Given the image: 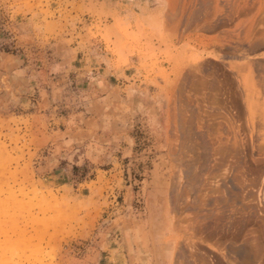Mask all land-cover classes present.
Wrapping results in <instances>:
<instances>
[{"label":"rangeland","instance_id":"obj_1","mask_svg":"<svg viewBox=\"0 0 264 264\" xmlns=\"http://www.w3.org/2000/svg\"><path fill=\"white\" fill-rule=\"evenodd\" d=\"M247 1L0 0V264H264L262 228L197 232L178 201L232 167L238 101L235 211L264 221V0Z\"/></svg>","mask_w":264,"mask_h":264},{"label":"bare ground","instance_id":"obj_2","mask_svg":"<svg viewBox=\"0 0 264 264\" xmlns=\"http://www.w3.org/2000/svg\"><path fill=\"white\" fill-rule=\"evenodd\" d=\"M240 1V0H239ZM243 1V0H242ZM245 1V0H244ZM247 1V0H246ZM252 1V0H251ZM255 1L257 0H254V4H255ZM216 1H214L215 3ZM249 0L246 2L248 3ZM244 3V2H243ZM253 4V2H250ZM257 3V2H256ZM219 4V3H218ZM253 4V5H254ZM259 4V3H258ZM245 3L244 7H242L241 5L238 6L239 7H242L243 8V11L245 9ZM249 5V4H248ZM246 5V6H248ZM257 4H255L256 6ZM250 6V5H249ZM248 6V8H249ZM237 7V6H236ZM251 7V6H250ZM221 8V7H219ZM217 9V8H216ZM239 10H241V8H239ZM237 9V11H239ZM246 10V9H245ZM249 10V9H248ZM245 12V11H244ZM238 13V12H237ZM222 15V14H220ZM217 16H215V19H216ZM220 17V16H218ZM225 17V16H224ZM223 17V18H224ZM227 18V17H226ZM232 18V17H231ZM228 19V18H227ZM233 19V18H232ZM219 20V19H218ZM216 21V20H215ZM223 21V22H222ZM222 21H220L221 23L224 24V20L222 19ZM214 22V21H213ZM218 22V21H217ZM228 22V21H227ZM229 23V22H228ZM227 23V24H228ZM219 24V23H218ZM217 24V25H218ZM216 25V26H217ZM222 25V24H221ZM211 26V25H210ZM215 26V24H214ZM222 27V26H221ZM208 28V27H207ZM212 29V28H211ZM261 43V42H260ZM264 44V42L262 43ZM260 45V44H259ZM253 46V45H252ZM257 46V45H256ZM243 47V46H242ZM241 49V48H240ZM253 49V48H252ZM255 49V48H254ZM240 51V50H239ZM242 51V49H241ZM240 51V52H241ZM247 51V50H246ZM235 52V51H234ZM245 52V51H244ZM230 53V52H229ZM247 53V52H246ZM242 55V54H241ZM243 57V56H242ZM248 57L249 59V56H246ZM245 59V58H244ZM247 60V59H246ZM258 60H260L258 62ZM258 60H254V59H249L248 61V64H250V66H255V67H260L259 69L261 70L263 76L264 77V58L262 59H258ZM207 64V63H205ZM209 65V64H208ZM217 68V66H216ZM259 71V73H261ZM261 74V75H262ZM263 79V80H262ZM261 80L264 82V78H262ZM242 81V80H241ZM244 81V80H243ZM222 82V81H221ZM242 84H244V86L248 85L246 83H243L241 82ZM223 84V83H222ZM232 84V83H231ZM230 84V86H231ZM246 84V85H245ZM225 85V84H224ZM234 85V84H233ZM226 88L227 86L229 85H225ZM224 87V86H222ZM241 87V86H240ZM251 87V86H250ZM249 87V88H250ZM229 88V87H228ZM246 89V88H245ZM223 90V88H222ZM243 90V89H242ZM250 90V89H249ZM230 91V90H229ZM228 91V92H229ZM247 91V90H246ZM226 92V90H225ZM227 92V93H228ZM226 93V94H227ZM230 93V92H229ZM231 94V93H230ZM229 94V95H230ZM248 94V93H247ZM221 95V94H220ZM223 95V93H222ZM245 95V94H244ZM221 98V97H220ZM222 99V98H221ZM223 100V99H222ZM224 101V100H223ZM222 101V102H223ZM226 101V100H225ZM229 101V100H228ZM264 101V100H263ZM225 104V103H224ZM247 104V103H246ZM230 105V106H229ZM242 104H239L238 101H231L229 104H228V110L227 108H225L224 106V110H226V113L228 114L229 116V123H230V132L229 133H233L232 135H234L233 137V145H230V146H225L227 148H223L221 150V152L224 154V157L225 159H229L231 160L232 162H227L230 164V166L232 167H226L223 171V166H224V162L225 160H222L221 162V165L216 169V172L215 171H212L211 173H214L212 174V176L214 175L215 177L211 179L212 180H209L211 181V183H206V187H204L203 190H205V196L204 197H208V199L206 200V198H201V199H198L196 201H191L189 204L186 202V200L184 199H180L178 197V201H181V206L183 208H187L189 210H192L193 211V216H192V220L194 221L195 223V227L197 228V232H200V231H207L209 230V228L213 225V227L215 228V232L218 231L220 232L222 235H228L229 237L231 238H239L241 236V232L246 228V226H248V224H253L254 226L256 225L258 227V229L260 230L261 228L264 230L263 228V225L264 224V221L261 220V218H259L258 216H256L254 213H251V211L249 209H247L244 205L245 204H242L243 206H241V208L237 211H235L236 207L234 206V203L236 201V199H238L237 197L239 196V192H242L244 191V194L245 195V182H244V179L245 178V175H246V166L244 165V161H246V159H248V157H250V153L248 152V138H246L247 136L245 135L246 134V130H245V125H244V118L242 117L243 115V109L242 107L240 106ZM264 105V104H263ZM220 108V107H219ZM251 108V107H250ZM221 109V108H220ZM251 116V115H250ZM252 117V116H251ZM254 119V118H253ZM252 119V121H253ZM250 121V120H249ZM256 122V119L255 121ZM261 122V121H260ZM257 123V122H256ZM257 125V124H256ZM250 127V126H249ZM255 127V125L253 126ZM225 129V128H224ZM223 128L220 129V131L222 132L224 130ZM227 129V128H226ZM251 129V127H250ZM257 129V128H256ZM254 128V130H256ZM227 131V130H226ZM245 132V133H244ZM256 132V131H255ZM260 132V130H259ZM228 133V132H227ZM261 133V132H260ZM226 134V133H225ZM223 135V133H222ZM229 135V134H228ZM249 135V134H248ZM227 136V135H226ZM230 136V135H229ZM228 136V137H229ZM255 137V136H254ZM258 138H256V146L258 147L257 149L259 150V153L260 155H264V136L262 137H259L257 135ZM224 138V137H223ZM221 138V141L222 139ZM229 139V138H227ZM227 141V140H225ZM228 142V141H227ZM232 142V138H231V141ZM229 143V142H228ZM224 146V147H225ZM232 146V147H231ZM230 147V148H229ZM223 157V158H224ZM227 157V158H226ZM251 159V158H249ZM243 163V166H242V163ZM249 161V160H248ZM247 161V162H248ZM223 163V164H222ZM226 163V162H225ZM237 163H238V167L237 166ZM241 163V164H240ZM228 164V166H229ZM236 164V166L234 165ZM249 166V165H248ZM263 166V165H262ZM231 168V169H230ZM235 168H239L241 169L240 172L236 173H233L232 171L235 169ZM250 168V167H249ZM253 169V168H252ZM237 170V169H236ZM250 171V170H249ZM236 172V171H235ZM251 172V171H250ZM249 173V172H248ZM253 173V172H252ZM217 174V175H216ZM216 180V181H215ZM247 181V180H246ZM207 182V180L205 181ZM251 182V181H250ZM252 184V183H251ZM255 184V183H254ZM206 188V189H205ZM206 192L209 196H211L212 194V197H209L208 195H206ZM203 195V194H202ZM241 196V195H240ZM174 199H171V201L173 200V203H175L176 205V201H175V198H177L176 196H173ZM182 197V196H181ZM184 197V196H183ZM186 197V196H185ZM243 198V196H242ZM170 199V198H169ZM180 199V200H179ZM183 200V201H182ZM239 200V199H238ZM243 200V199H242ZM178 204V203H177ZM178 204V205H179ZM247 205V204H246ZM171 206V205H170ZM180 206V207H181ZM235 207V208H234ZM182 208V210H183ZM175 208H173L174 210ZM264 211V210H263ZM260 212V211H259ZM260 216V215H259ZM263 221V222H262ZM250 226V225H249ZM261 231V230H260ZM220 233H217L216 234H220ZM220 234V235H221ZM219 235V236H220ZM227 236V238H228ZM239 236V237H238ZM222 237V236H220ZM223 238H225V236H223ZM238 240V239H237ZM262 248V247H261ZM201 249V248H200ZM205 251V250H204ZM197 252V255H196V258L197 256L199 257L198 259L199 260H202V258L204 259V254L208 252V255H207V258L209 262V258H210V251H207L206 252H200V251H196ZM195 252V253H196ZM210 254V255H209ZM186 255V254H185ZM214 255V254H213ZM212 255V256H213ZM209 256V257H208ZM211 256V257H212ZM201 258V259H200ZM214 259V258H213ZM198 260H196L197 262ZM204 262V260H203ZM202 262V264H203ZM208 262H205V263H208ZM213 262V261H212ZM216 262V261H215ZM194 263V261H193ZM198 264L201 263L200 261L197 262ZM211 263V262H210ZM214 263V262H213ZM217 264H220L219 262H216ZM223 264V263H222Z\"/></svg>","mask_w":264,"mask_h":264},{"label":"crops","instance_id":"obj_3","mask_svg":"<svg viewBox=\"0 0 264 264\" xmlns=\"http://www.w3.org/2000/svg\"><path fill=\"white\" fill-rule=\"evenodd\" d=\"M110 2V6L112 8H114V10H121L122 9V5H123V0H108ZM112 4V5H111ZM118 4H120V7L118 6ZM130 4V3H129ZM94 65V62L92 60V62L90 63V67Z\"/></svg>","mask_w":264,"mask_h":264}]
</instances>
